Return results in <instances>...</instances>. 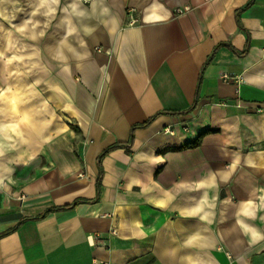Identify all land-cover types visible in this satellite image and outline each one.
<instances>
[{
    "label": "crops",
    "instance_id": "1",
    "mask_svg": "<svg viewBox=\"0 0 264 264\" xmlns=\"http://www.w3.org/2000/svg\"><path fill=\"white\" fill-rule=\"evenodd\" d=\"M248 1L159 0L171 17L153 25L143 16L154 0H106L108 16L80 25L95 32L69 38L91 53L70 58V73L53 59L62 13L36 42L7 31L0 19V52L30 57L0 60V89H10L0 125L29 118L21 125L29 142L15 140L0 156V234L12 229L0 236V264H264V239L253 243L237 224L264 234V0L235 16ZM30 3L0 0V16L10 19L21 8L12 21L20 23ZM131 8L137 21L129 26ZM220 42L248 50L241 56L220 46L199 83ZM13 97L15 113L7 102ZM150 116L126 147L132 126ZM206 129L213 131L197 147L173 149ZM118 143L101 160L97 193V158ZM210 175L219 188L195 190ZM202 197L215 205L210 222L191 217ZM248 200L254 218L240 214ZM192 234L198 238L185 247Z\"/></svg>",
    "mask_w": 264,
    "mask_h": 264
},
{
    "label": "clouds",
    "instance_id": "2",
    "mask_svg": "<svg viewBox=\"0 0 264 264\" xmlns=\"http://www.w3.org/2000/svg\"><path fill=\"white\" fill-rule=\"evenodd\" d=\"M18 2L19 0H17V3ZM85 4L88 5V8L84 7ZM30 9L26 18L22 19L20 23H12V21L16 19V12L23 11L21 8H17L16 12H12L10 14V19L7 15L0 16V19L8 23L7 31L15 32L26 40L36 42L47 36L48 31L53 27V22L57 20L58 14L62 13L63 15L55 26L57 28H63V35L55 46L53 59L58 63L64 64L65 67L63 70L68 73L71 72L70 58L85 60L91 55L90 52L79 51L69 42V38L81 35V32L83 36H91L96 28L90 25L81 28L80 25L82 22L86 19H95L97 14L101 16H108L110 14V10L106 6V0H69V2L65 3L63 6L62 0H34V2L31 0ZM170 17L171 13L164 5L160 3L159 0H154L148 13L143 16V22L145 24L154 25L167 22ZM113 23H118V21L113 18ZM79 44L82 48L86 47L87 41L81 38ZM26 58L30 57L14 54L5 55V52H0V60H3L7 65H11L14 62L22 63ZM34 83L39 84V81H35ZM8 91H10V89H0V103L4 102ZM7 102L10 104L12 112L15 113L18 111V103L15 97L9 99ZM28 119V116L25 115V117L18 122L0 125V132L3 133V135L0 136V156H3L6 150H13L16 148L15 140H18L20 144H27L29 142L21 128V125L25 124ZM50 139V137L45 138V142H49ZM6 141H8V143H6ZM34 158V156L29 157V159ZM238 163L239 161L237 159L229 164L228 168L231 171L225 172L222 181L227 182L232 172L235 171V167ZM198 183L199 187L195 190H200L201 188H219L215 175H210L208 180ZM139 185L140 181L137 180L135 186L139 187ZM0 187H6L2 178H0ZM172 199H175V197H172ZM241 205L240 214L244 217L254 218L256 209L252 201H242ZM156 206L163 207L164 205L158 203ZM214 207V204L202 197L200 201L193 206L191 217H198L200 221H209L210 217H214V212L212 211ZM262 207H264V205H262ZM237 224L245 234H250L253 243L264 239V234L253 229L243 220H237ZM197 238L198 236L196 234L190 235L185 241L184 246L192 247V241Z\"/></svg>",
    "mask_w": 264,
    "mask_h": 264
},
{
    "label": "trees",
    "instance_id": "3",
    "mask_svg": "<svg viewBox=\"0 0 264 264\" xmlns=\"http://www.w3.org/2000/svg\"><path fill=\"white\" fill-rule=\"evenodd\" d=\"M253 2H254V0H249L248 2H246L244 6H242L240 9H238V10L236 11L235 16H238V14H239L240 12L244 11L245 8H247V7H248L249 5H251ZM237 21H238V19H237ZM238 26H239L240 28H242V27H241V24L239 23V21H238ZM220 46H227L230 50H233L235 53H237L238 55H241V56L244 55V54L247 52V50H248V49H247L248 44L246 45V47L244 48V50H242V51H238V50H236L233 46H231V45L228 44V43H225V42H220V43H218V45H216V46L213 47L212 52L207 56L206 60H205L204 63L202 64L203 66H202V68H201V70H200L199 77H198V79H199V83L201 82V79H200V78H201V76H202V74H203L205 68H206V67L208 66V64L211 62V60L213 59L215 53L217 52V49H218ZM195 94H196V95H195V98H194V100H193V103H192L191 106H190V109L193 108V107H195V105L197 104V101H198L199 95H198L197 92H196ZM163 112H166V113H168V114H172V115H177V114H180V113H181V111H179V110H177V111L164 110ZM163 112H161V113H163ZM153 117H154V116H150L149 119H147V120H145V121H143V122H140V123H135V125L132 126V128H131V133H130V140H129V142H128L127 144H125L126 147H128V146L132 143V141H133V132H134L135 128H137V127H146V126H148V125H149V122L151 121V119H152ZM72 127H73V126H72ZM73 128H74V127H73ZM75 130H76V129H75ZM211 131H213V130H212V129H206L205 131H202L201 133H199V134L197 135L198 137L195 138L194 140H192V142H190V143H186V144H182V145L178 146V148H173V149H176V150H178V149H185V148H190V149H192V147H197V146L201 143L202 138L204 137V135H206V133L211 132ZM121 145H123V144H122V143H121V144L118 143V144H114V145H109V146H107V148H105L104 150H102V151L100 152V154H99V156H98V158H97V167L99 168V174H98V177H97V179H96V182H97V186H96V187H97V193H98L99 188H100V185H101V182H100V180H101V176H102L101 160L107 155V153H108L109 151H111V150H113V149H115V148H119V147H121ZM78 201H79V200H76V201L73 202L72 204H70V205H66V206H62V207H52V208H49V209L45 210L44 212L47 213V212L52 211L53 209H62V208H66V207H69V206H72V205L76 204ZM41 215H43V214H41ZM10 231H12V229H10ZM10 231H7V232H4V233H1L0 236H3V235L8 234V233H10Z\"/></svg>",
    "mask_w": 264,
    "mask_h": 264
},
{
    "label": "built area",
    "instance_id": "4",
    "mask_svg": "<svg viewBox=\"0 0 264 264\" xmlns=\"http://www.w3.org/2000/svg\"><path fill=\"white\" fill-rule=\"evenodd\" d=\"M178 11L180 13L183 12V10H178ZM133 12H134V10H133V8H131L128 10V13H127L126 21H127V25H129V26H132L137 21ZM92 264H106V263H104L102 261H98V260H93Z\"/></svg>",
    "mask_w": 264,
    "mask_h": 264
}]
</instances>
